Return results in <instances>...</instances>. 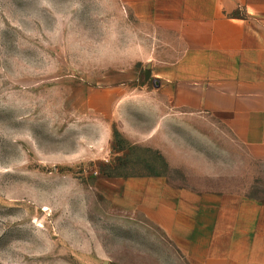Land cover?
Returning <instances> with one entry per match:
<instances>
[{"label": "rangeland", "instance_id": "374dc122", "mask_svg": "<svg viewBox=\"0 0 264 264\" xmlns=\"http://www.w3.org/2000/svg\"><path fill=\"white\" fill-rule=\"evenodd\" d=\"M125 11L121 0H0V264H189L106 193L118 184L99 185L105 172L264 198V161L224 114H169L140 93L118 103L122 130L98 113L113 109L108 91L120 97L113 86L140 88L152 70L135 61Z\"/></svg>", "mask_w": 264, "mask_h": 264}, {"label": "crops", "instance_id": "0c3cea01", "mask_svg": "<svg viewBox=\"0 0 264 264\" xmlns=\"http://www.w3.org/2000/svg\"><path fill=\"white\" fill-rule=\"evenodd\" d=\"M121 2L133 20L135 61L152 70L148 79L137 75L140 88L113 86L120 97L108 91L113 109L98 113L122 130L118 103L135 105L140 93L169 114H224L250 156L264 161V0ZM101 179L117 183L106 193L161 230L189 264H264V198L180 189L163 176Z\"/></svg>", "mask_w": 264, "mask_h": 264}, {"label": "trees", "instance_id": "16d2710c", "mask_svg": "<svg viewBox=\"0 0 264 264\" xmlns=\"http://www.w3.org/2000/svg\"><path fill=\"white\" fill-rule=\"evenodd\" d=\"M149 76V72H147V78ZM106 177H131V176H160L158 174H150V175H128V174H121V173H118V172H115V173H106Z\"/></svg>", "mask_w": 264, "mask_h": 264}]
</instances>
